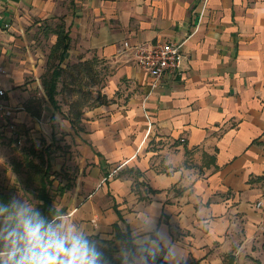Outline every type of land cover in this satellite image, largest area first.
<instances>
[{"label":"crops","instance_id":"0c3cea01","mask_svg":"<svg viewBox=\"0 0 264 264\" xmlns=\"http://www.w3.org/2000/svg\"><path fill=\"white\" fill-rule=\"evenodd\" d=\"M0 24L18 136L62 113L65 72L101 92L61 116L79 175L57 226L106 240L129 229L132 255L156 264H264V0H0ZM60 26L55 109L42 81ZM125 41L183 42L181 74L153 87Z\"/></svg>","mask_w":264,"mask_h":264},{"label":"rangeland","instance_id":"374dc122","mask_svg":"<svg viewBox=\"0 0 264 264\" xmlns=\"http://www.w3.org/2000/svg\"><path fill=\"white\" fill-rule=\"evenodd\" d=\"M48 72L49 67L47 66L41 74L42 77L48 75ZM66 73L67 72H65L64 75L66 76L68 86L62 89V94L59 96L63 114H69L68 110L72 101L80 102L79 107L84 109L89 102L93 104L99 100L96 99V97L97 95L101 97V92L100 89L94 88L96 87L93 84L95 79H90L84 75L82 76V73H77L76 70H74V72L68 71V74ZM69 86L74 88L70 89L71 87ZM77 87H79V90H77ZM38 91H41V89H38ZM97 91L99 93H97ZM62 113L58 112V116L53 117L48 110H45L44 112L42 111L38 121L35 120L32 124L23 123L24 129L21 128L20 131L24 134L23 136H21L22 134L19 136V139L22 141L21 145L19 142H16V140L6 137L5 134L7 131L0 130V187L4 192L12 195L13 201L19 199L18 193L26 192L31 195L30 202L32 204L36 206L38 203L37 193L35 192L36 184L27 179V169L25 167L18 168V163L23 161L25 152L30 149V146H33L37 152L41 151L51 164V174L52 177H54L52 188V194L54 196L53 204L55 207L60 205L63 206L61 203V196L54 188L59 182L66 183L70 180L73 181L79 175V165L76 159L79 155L76 151L70 149L74 142L69 137V133L65 131L68 127L66 123L62 121ZM32 158L35 162H39L36 156H32ZM9 219H11V216L7 214L0 217V229L7 226L6 222L9 221ZM54 224L57 225L58 223ZM111 239L112 243L105 244L104 246L117 248V251L114 253L115 258L121 257L123 264H131L128 260L129 249L126 247V241L115 237ZM2 244V247H4V242H2ZM134 261L137 264H156L153 260L146 262L137 257H135ZM104 264L110 263L107 262ZM185 264L198 263L194 261ZM237 264L246 263H239V261H237ZM249 264L252 263L249 262Z\"/></svg>","mask_w":264,"mask_h":264},{"label":"clouds","instance_id":"9594fccd","mask_svg":"<svg viewBox=\"0 0 264 264\" xmlns=\"http://www.w3.org/2000/svg\"><path fill=\"white\" fill-rule=\"evenodd\" d=\"M2 206L12 209L14 226L0 229V264H104L102 254L84 235L48 221L31 201V195Z\"/></svg>","mask_w":264,"mask_h":264},{"label":"trees","instance_id":"16d2710c","mask_svg":"<svg viewBox=\"0 0 264 264\" xmlns=\"http://www.w3.org/2000/svg\"><path fill=\"white\" fill-rule=\"evenodd\" d=\"M57 34V43L53 46L51 57H54L59 60L58 64L52 69L49 73L48 77L46 76L43 79V86L46 89V94L50 100L51 105L55 109H59V101L56 99V96L59 94L58 90V82L61 79L62 69L61 64L65 61V54L69 48V37L68 32L63 27H58L56 29ZM79 111L75 112V116H79ZM70 121L74 125V121L71 117ZM32 156H36L39 159V162H35ZM25 167L27 179L30 182L36 184L35 192L37 193L36 196L38 198V203L36 204V208L43 214V216L50 222L55 223L58 216L62 213L61 210H58L53 202L54 196L52 194L53 182L54 177L51 174V164L45 158L44 154L39 151L37 152L33 146H30L27 152H25L24 159L22 162L18 163V168ZM72 186L71 182H59L58 185L54 188L57 193L62 196L66 192L68 188ZM13 202L12 195L10 193L4 192L0 187V217L5 216L6 214L11 216L12 209H8L7 211H3L2 206L11 205ZM7 226H14V219L11 216V219L6 222ZM117 227V226H116ZM118 229L117 234L115 237L126 241V247L129 249V257L128 260L131 264H135L133 262V255H132V239L130 236V230L128 229L125 233L119 232ZM90 242H92L96 249L102 254V259L104 263L110 264H123L121 257L115 258V251L117 248H111L109 246H104L105 244L112 243V240L101 239L99 236H85ZM3 240H0V250H3L2 247ZM2 244V245H1ZM167 264V263H166ZM256 264H261L257 262Z\"/></svg>","mask_w":264,"mask_h":264},{"label":"built area","instance_id":"2783aa9c","mask_svg":"<svg viewBox=\"0 0 264 264\" xmlns=\"http://www.w3.org/2000/svg\"><path fill=\"white\" fill-rule=\"evenodd\" d=\"M7 25L0 24V30ZM183 42H159L140 43L131 45L125 41L123 47L132 51L137 65L152 78L153 87L165 77L178 76L181 74V67L184 60ZM1 69V68H0ZM1 71H3L1 69ZM5 90L0 88V130H5L6 137L16 140L21 145L22 141L17 135V126L14 122V114L17 108L4 102ZM261 202L258 203V206Z\"/></svg>","mask_w":264,"mask_h":264}]
</instances>
